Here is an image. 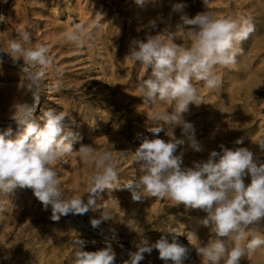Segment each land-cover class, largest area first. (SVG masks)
<instances>
[{
	"label": "rangeland",
	"instance_id": "374dc122",
	"mask_svg": "<svg viewBox=\"0 0 264 264\" xmlns=\"http://www.w3.org/2000/svg\"><path fill=\"white\" fill-rule=\"evenodd\" d=\"M99 1L0 0V15L5 18L0 22V50L8 52V41L27 28L33 44H46L54 56L55 68L46 70L36 116L42 114V109L69 112L65 124L81 137L73 143L74 150L86 144L93 145L98 153L110 151L118 165L121 185L137 179L143 173L132 160L131 151L139 146V137L153 138L149 131L156 126L152 112L165 108L171 111L174 104H143L137 88L148 73L142 65L125 58L133 42L146 41L149 35L161 34L165 29L175 31L178 25L183 26L182 15L192 18L205 7L218 17L251 15L255 31L242 43L243 55L237 57L234 66L217 67L220 85L208 89L202 81H193L201 104H190L183 115L194 124L196 139L204 150L196 152L186 144L179 146L176 154L183 152V165L191 167L193 162L206 161L211 151H221L220 145L229 149L247 147L258 162H264V151L256 145L264 139V0H208L205 7L203 0H149L143 7L130 0ZM177 4L182 7L174 8ZM69 19L73 24L85 25L86 43L81 47L66 39V32L74 27ZM150 21L155 22L154 27ZM93 23L101 27L94 29ZM88 32L93 35L92 40H87ZM258 57L259 61L254 62ZM0 60V132L11 127L15 135L19 129L11 119L13 105H31L34 101L20 71L23 61L14 64L3 52ZM57 82L61 83L60 89L49 91ZM163 127L158 138L167 141V126ZM176 136L180 138L179 128ZM93 172L94 165L84 163L78 152L60 161L58 173L65 195L83 196ZM245 183H250V177L245 178ZM97 204L107 209L113 220L93 228L90 221L98 218L99 212L69 214L53 221L51 207L45 210L31 189H17L9 197L0 193V264H72L75 240L83 241L87 251L111 243L115 264H123L143 240L154 243L171 229L190 249L184 264H202L187 233L197 231L204 243L214 235L210 229L198 226V220L206 215L202 211L186 212L183 205L174 206L168 199L150 196L142 202L133 201L123 186L104 190ZM258 234L264 236V229ZM139 264L164 261L153 249L151 254H144ZM240 264H264V248L251 258H242Z\"/></svg>",
	"mask_w": 264,
	"mask_h": 264
},
{
	"label": "clouds",
	"instance_id": "9594fccd",
	"mask_svg": "<svg viewBox=\"0 0 264 264\" xmlns=\"http://www.w3.org/2000/svg\"><path fill=\"white\" fill-rule=\"evenodd\" d=\"M135 3L143 7L149 0ZM203 3L205 7L208 0ZM181 7L174 5L176 9ZM4 19L0 15V22ZM181 20L183 26L178 25L175 31L165 29L161 34L149 35L146 41L135 40L125 57L142 65L148 73L138 83L142 102L151 107L157 101H171L174 107L171 111L165 108L152 112L156 126L149 131L153 138L139 137V146L131 151L132 160L141 166L143 174L123 185L112 152L98 153L93 145L86 144L74 150L73 143L81 137L65 124L69 112L42 109L41 115H35L46 70L55 68L54 57L46 44H33L29 29L19 30L17 38L8 41L9 51L0 52L7 53L14 64L23 61L20 71L34 102L13 105L11 119L19 129L15 135L11 127L0 132V193L9 197L17 189H31L45 210L51 207L53 221L69 214L99 212V217L90 221L93 228L113 220L107 209L97 206V198L104 190L123 186L133 201L142 202L146 196L168 199L174 206L183 205L186 212L199 210L206 214L198 220V226L210 229L214 235L204 243L197 231L187 233L202 264H240L242 258H251L264 248V236L258 234L264 229V162H258L247 147L229 149L220 145L221 151H211L206 161L193 162L191 167L183 165V152L176 153L179 146L186 144L196 152L204 150L196 139L194 124L183 115L190 104H201L199 89L193 81L216 89L221 83L217 67L227 69L237 63V57L244 52L241 45L255 31V23L251 15L218 17L206 7L192 18L182 15ZM68 23L73 24L71 19ZM150 24L155 26L154 21ZM73 25L66 32V39L81 47L86 43L85 25ZM92 27L99 29L101 25L93 23ZM92 39L93 35L87 34V40ZM60 87L57 82L49 91H58ZM164 125L167 141L158 138ZM177 128L180 138L176 136ZM256 145L264 151V139ZM73 152H78L84 163L94 165L83 196H66L61 188L59 162ZM246 177H250V183H245ZM165 233L154 243L143 240L123 264H139L144 254H151L153 249L158 250L164 264H184L190 249L180 242L175 229ZM73 246L72 264H115L116 253L111 243L106 242L96 251L85 250L81 240L73 241Z\"/></svg>",
	"mask_w": 264,
	"mask_h": 264
},
{
	"label": "bare ground",
	"instance_id": "6f19581e",
	"mask_svg": "<svg viewBox=\"0 0 264 264\" xmlns=\"http://www.w3.org/2000/svg\"><path fill=\"white\" fill-rule=\"evenodd\" d=\"M93 1H95V0H93ZM100 1H103V0H100ZM99 1V2H100ZM130 1H135V0H130ZM107 2V1H106ZM109 2V1H108ZM154 3V2H153ZM35 5V4H34ZM161 9V8H160ZM81 10H82V8H81ZM155 10V9H154ZM83 11H84V9H83ZM157 11V10H156ZM161 11V10H160ZM172 11V10H171ZM180 12V11H179ZM149 17H151V16H149ZM177 22V21H176ZM133 26V25H132ZM151 26V25H150ZM62 28V27H61ZM90 32H88V34H89ZM66 36V35H65ZM92 43V42H91ZM55 46H56V44H55ZM134 46V45H133ZM76 52V51H75ZM54 57V56H53ZM60 57V56H59ZM254 57V56H253ZM259 61V57L257 58V59H255V61L254 62H258ZM123 63V62H122ZM121 68V67H120ZM117 72V71H116ZM137 88V87H136ZM138 89V88H137ZM133 91V90H132ZM131 92V91H130ZM120 96V95H119ZM211 100V99H210ZM213 100V99H212ZM128 101V100H127ZM259 103V102H258ZM257 103V104H258ZM144 104V103H143ZM216 104V103H215ZM163 109H164V107H162ZM142 110H143V108H142ZM150 111V110H149ZM139 112V111H138ZM210 118V117H209Z\"/></svg>",
	"mask_w": 264,
	"mask_h": 264
}]
</instances>
